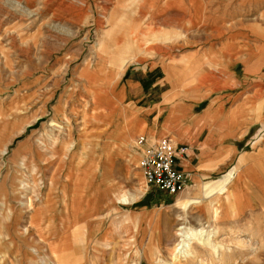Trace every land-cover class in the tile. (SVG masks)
I'll use <instances>...</instances> for the list:
<instances>
[{"label":"rangeland","instance_id":"obj_1","mask_svg":"<svg viewBox=\"0 0 264 264\" xmlns=\"http://www.w3.org/2000/svg\"><path fill=\"white\" fill-rule=\"evenodd\" d=\"M207 101L260 124L228 164L256 158L264 0H0V264H264L260 204L221 213L235 168L191 183L177 164L173 195L142 180V144L163 137L196 164ZM180 226L206 235L174 257Z\"/></svg>","mask_w":264,"mask_h":264},{"label":"crops","instance_id":"obj_2","mask_svg":"<svg viewBox=\"0 0 264 264\" xmlns=\"http://www.w3.org/2000/svg\"><path fill=\"white\" fill-rule=\"evenodd\" d=\"M203 104V107L193 115L196 116L198 121L196 124L197 130H202L201 133L204 135H198L197 131V133L188 137L189 142L194 145L196 144L195 146L198 148L200 158H198L195 165L191 161L186 162L184 160L178 161L177 163L182 171L188 173V182L191 181V183L192 181L194 182L195 179L207 177L208 174L211 175L212 173L211 171H204L203 173L197 172L196 170L195 172L194 168L197 166H202L206 170V167L212 170L217 168L221 169L223 166L226 167V164H228V157L238 153L239 149H242L247 143H249L253 133L257 132L260 125L257 121L249 122V119H245V117L248 118L249 115L245 114V111V113L242 112V110L238 111V108H233V111L230 113H219V111H209L211 109L209 101L204 102ZM192 126L195 127L194 125ZM214 128H217L216 130L218 131L224 129V131H221L216 136H210L208 131L213 130ZM178 143L185 144V142L181 141H178ZM263 146L264 144L257 149L256 158H246L240 162L239 158H237L233 164L232 162H229V166L227 167L235 169L233 171L230 170L228 175H223V178L215 180L220 182V185L215 187V191L227 183L228 195L230 196V206L225 202L226 206L222 205V214L228 215L230 209H232L237 216L244 215L256 208L258 203L260 204V207L264 209ZM240 156L241 154L238 157ZM203 188L208 189V187L205 186ZM215 191H212L211 195H214ZM136 193L132 194L135 195ZM140 195H135V200Z\"/></svg>","mask_w":264,"mask_h":264},{"label":"built area","instance_id":"obj_3","mask_svg":"<svg viewBox=\"0 0 264 264\" xmlns=\"http://www.w3.org/2000/svg\"><path fill=\"white\" fill-rule=\"evenodd\" d=\"M142 146L139 167L145 183L172 195L183 190L187 175L177 168V162L188 155L189 146L178 145L169 137Z\"/></svg>","mask_w":264,"mask_h":264},{"label":"bare ground","instance_id":"obj_4","mask_svg":"<svg viewBox=\"0 0 264 264\" xmlns=\"http://www.w3.org/2000/svg\"><path fill=\"white\" fill-rule=\"evenodd\" d=\"M142 180H144V178H143V175H142ZM144 182V181H143ZM145 185H146V183H144ZM147 186V185H146ZM205 187H208V191H210L212 188L210 187V186H208V185H206ZM184 190H186V189H184ZM120 191V190H119ZM140 191V190H139ZM144 191V190H143ZM127 192V191H126ZM182 192V191H181ZM142 192H140L138 195H140ZM130 195V194H129ZM132 195V194H131ZM137 196V195H136ZM134 197H135V195L134 196H132L131 198H133L134 199ZM116 198L117 199H121L122 198V200H126L125 199V197H124V195H122V193H121V195H116ZM133 199H131V200H133ZM129 200V199H128ZM120 201V200H119ZM123 201V202H124ZM121 202V201H120ZM128 202V201H127ZM125 203V202H124ZM177 207H179V208H184L185 206H186V203H183V202H181L179 199H177V202H176V204H175ZM189 229H187V230H184V227L183 226H180L179 227V232H177L178 233V235H179V237H180V239H179V241L177 242V244H175L174 245V247H173V252H174V257L177 255V254H183L184 256H188L189 254H190V252L188 251V250H186V247H188V245H189V243L192 241V240H199L200 241V243L201 244H203V241H204V238L202 239L201 237L202 236H204L205 237V233L203 234V231L201 230V228L200 229H197V230H195L193 233H191V232H189L188 231ZM192 230V229H191ZM197 233H198V236H197V238H195L196 237V235H197ZM199 235H200V237H199ZM195 236V237H194Z\"/></svg>","mask_w":264,"mask_h":264}]
</instances>
